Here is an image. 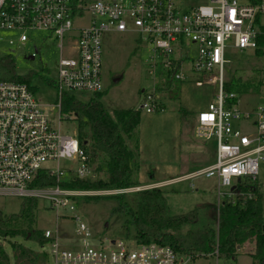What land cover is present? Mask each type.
I'll return each instance as SVG.
<instances>
[{
	"label": "built area",
	"instance_id": "obj_1",
	"mask_svg": "<svg viewBox=\"0 0 264 264\" xmlns=\"http://www.w3.org/2000/svg\"><path fill=\"white\" fill-rule=\"evenodd\" d=\"M263 18L264 0H0V30L15 33L11 46L24 45L33 34L44 33L57 40L60 50L52 80L60 98L58 126L30 86L0 82V197L43 199L53 208L74 211L71 203L76 198L132 192L130 188L93 192L60 185L73 177L92 180L95 176L76 134L65 135L61 130L62 95L102 93L104 37L130 33L139 46L148 47L151 74L160 68L169 81L179 82L186 81V70L201 76L217 74L209 79L218 84L216 101L199 113L195 125L198 138L216 139V161L148 189L216 178L218 201L235 200L231 189L241 180L255 179L264 161V108L245 114L231 103L237 95L224 91L226 52L229 48L256 51L259 38L264 37ZM38 52L36 48L33 58ZM156 91H144L141 108L149 113L159 98ZM235 122H252V130L243 132ZM63 160L78 166L60 168ZM41 173L59 184H40L45 178ZM75 219L79 245L62 244L56 231L43 232L49 241L45 245L49 264H219L217 256L194 257L156 242L97 238L78 216Z\"/></svg>",
	"mask_w": 264,
	"mask_h": 264
},
{
	"label": "rangeland",
	"instance_id": "obj_2",
	"mask_svg": "<svg viewBox=\"0 0 264 264\" xmlns=\"http://www.w3.org/2000/svg\"><path fill=\"white\" fill-rule=\"evenodd\" d=\"M264 27V18L261 21ZM15 33L0 30V57L13 56L16 71L19 74L33 73L31 85L36 88L35 95L44 106L46 113L57 121L60 103L57 90L49 81L57 75L60 59L59 43L55 38L44 33H36L24 45L11 46L9 41ZM39 49L34 59L33 54ZM150 51L147 46H139L135 36L130 33H109L104 37L102 85L103 96L100 101L106 112L113 116L115 110L140 109V124L135 133L138 141V169L132 173L131 179L136 186L132 192L125 193L124 198L133 208H136V193L154 186H162L164 182L190 174L216 161L217 142L215 138L200 139L195 135V125L200 112L207 110L211 103L216 101L218 84L209 82L212 76H201L188 70L184 71L186 81H169L157 68L154 74L150 73L148 58ZM224 68L225 80L236 86L244 83L256 75L262 81L259 93L240 92L239 88L232 91L237 95V107L243 113L257 112L264 108V46L263 55L258 56L255 50L241 52L229 48L226 52ZM215 80V79H214ZM157 88L156 97L152 102L153 112L142 109L144 91ZM80 102H88L95 95L89 93L72 92ZM60 125L63 134L77 136L78 123L75 116L65 119L60 115ZM68 117V116H67ZM252 122L234 123L243 132L252 130ZM134 141V140H133ZM129 143V146L133 147ZM95 174L92 180L107 177V167L103 156L91 161ZM70 160L60 162V168H76L78 165ZM58 165H55L57 169ZM257 185L261 194V205L264 217V161L255 179L249 180ZM168 193L169 205L174 212L187 213L199 204L218 203V181L216 178H193L184 182L161 187ZM229 189H222V192ZM94 192V191H93ZM102 196H87L76 198L69 207L56 209L47 200H38L35 211L34 228L44 232L56 231L60 242L64 245H79L77 234L78 216L97 238L115 240L130 239L134 241L135 229L130 226L126 232L127 217L122 213H114L117 199ZM97 197V198H91ZM235 198V197H234ZM25 200L19 197H0V212L4 215L18 214ZM23 247L34 251H48L49 247H41L37 242L16 238L12 240ZM5 255L10 264L13 263L12 251L9 244L0 240ZM254 245L245 244L239 249L235 260L220 259L219 264H253L251 253ZM208 263V262H206ZM211 262L210 264H213Z\"/></svg>",
	"mask_w": 264,
	"mask_h": 264
},
{
	"label": "trees",
	"instance_id": "obj_3",
	"mask_svg": "<svg viewBox=\"0 0 264 264\" xmlns=\"http://www.w3.org/2000/svg\"><path fill=\"white\" fill-rule=\"evenodd\" d=\"M255 51L263 55L264 37L258 40ZM33 73L19 74L13 56L0 57V82L24 83L30 86ZM55 88V84L48 80ZM262 81L256 75L244 83L234 86L224 85L225 92L239 88L240 92L259 93ZM103 93L96 94L88 102H80L73 95L63 94L61 98V115L68 119L75 116L78 123L77 138L80 147L92 161L103 156L107 177L97 180L74 179L60 182V185L80 190H119L136 186L131 179L138 169V141L135 133L140 124V109L115 110L109 115L100 99ZM236 104L237 101L231 102ZM230 103V104H231ZM68 116V117H67ZM134 140V141H133ZM133 147L129 146V143ZM45 176L42 185H57L53 177ZM246 178L241 180L232 193L235 200L225 197L220 202L205 203L195 206L187 213L174 212L169 205L168 193L161 188H153L136 193V208L125 201L123 194L106 196L117 199L114 213L124 214L126 232L130 226L135 229L139 243L156 242L168 246L181 254L194 257L210 254L219 259L235 260L240 248L252 243L250 254L253 264H264V217L261 194L257 185ZM97 198V197H91ZM38 200L28 199L18 214L4 215L0 212V240L11 247V264H49L50 257L45 251H34L13 242L23 238L37 242L44 247L49 241L41 230L35 229V211ZM128 239V238H127ZM0 245V264H10Z\"/></svg>",
	"mask_w": 264,
	"mask_h": 264
},
{
	"label": "water",
	"instance_id": "obj_4",
	"mask_svg": "<svg viewBox=\"0 0 264 264\" xmlns=\"http://www.w3.org/2000/svg\"><path fill=\"white\" fill-rule=\"evenodd\" d=\"M31 59H34L33 57ZM235 189V186L231 189L232 191Z\"/></svg>",
	"mask_w": 264,
	"mask_h": 264
}]
</instances>
